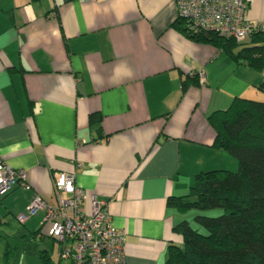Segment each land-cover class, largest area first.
I'll return each instance as SVG.
<instances>
[{
  "label": "crops",
  "instance_id": "1",
  "mask_svg": "<svg viewBox=\"0 0 264 264\" xmlns=\"http://www.w3.org/2000/svg\"><path fill=\"white\" fill-rule=\"evenodd\" d=\"M246 17L263 22L264 0ZM176 19L174 0H0V159L28 184L0 194V264L68 260L44 210L17 219L34 194L57 204V173H74L86 213L92 198L105 204L126 264H166L183 244L174 225L192 217L168 199L199 172L237 170L208 116L235 97L263 100L264 69Z\"/></svg>",
  "mask_w": 264,
  "mask_h": 264
},
{
  "label": "trees",
  "instance_id": "2",
  "mask_svg": "<svg viewBox=\"0 0 264 264\" xmlns=\"http://www.w3.org/2000/svg\"><path fill=\"white\" fill-rule=\"evenodd\" d=\"M176 21L190 38L232 52L237 48V58L264 69V34H252L249 43L237 42L212 32L191 33L183 19ZM100 119L94 112L88 122ZM208 120L215 131L214 146L233 155L238 168L199 172L187 195L168 199L192 217L174 225L183 244L169 246L166 264H264V99L235 97Z\"/></svg>",
  "mask_w": 264,
  "mask_h": 264
},
{
  "label": "built area",
  "instance_id": "3",
  "mask_svg": "<svg viewBox=\"0 0 264 264\" xmlns=\"http://www.w3.org/2000/svg\"><path fill=\"white\" fill-rule=\"evenodd\" d=\"M177 18L186 22L188 31L212 32L220 37L245 41L255 33L264 34V21L253 23L246 17L252 0H174ZM201 79L203 73H200ZM27 173L13 169L0 159V194L14 186L26 187ZM57 204L46 202L34 194L26 210L17 216L19 221L44 210L43 224L47 235L63 246L62 258L71 264H126L124 253L125 232L115 228L105 204L91 200V211L86 213L84 191L75 184L74 173H57L53 180ZM67 195L66 196H64Z\"/></svg>",
  "mask_w": 264,
  "mask_h": 264
},
{
  "label": "rangeland",
  "instance_id": "4",
  "mask_svg": "<svg viewBox=\"0 0 264 264\" xmlns=\"http://www.w3.org/2000/svg\"><path fill=\"white\" fill-rule=\"evenodd\" d=\"M50 241L48 240V238L47 239H45V245L47 246V249H49V248H51L52 247V244H50L49 243ZM59 243V244H58ZM58 243H54V245H53V252H55V250L57 251L58 250V248H59V246L62 248L63 246H66V247H68L69 246V242H67V243H60V242H58ZM51 245V246H50ZM56 256V255H55ZM61 264H68V260H64V261H62L61 262Z\"/></svg>",
  "mask_w": 264,
  "mask_h": 264
}]
</instances>
